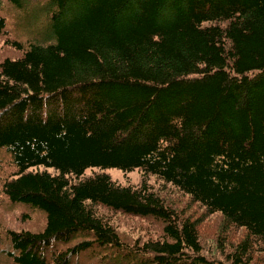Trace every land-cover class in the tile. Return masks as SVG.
Instances as JSON below:
<instances>
[{"label":"trees","instance_id":"obj_1","mask_svg":"<svg viewBox=\"0 0 264 264\" xmlns=\"http://www.w3.org/2000/svg\"><path fill=\"white\" fill-rule=\"evenodd\" d=\"M28 22L0 60V264H251L264 257V0H6ZM0 18V36H8ZM138 171V186L108 174ZM152 177L245 232L205 255ZM99 209L151 221L125 240ZM220 234L218 247L226 242Z\"/></svg>","mask_w":264,"mask_h":264},{"label":"rangeland","instance_id":"obj_2","mask_svg":"<svg viewBox=\"0 0 264 264\" xmlns=\"http://www.w3.org/2000/svg\"><path fill=\"white\" fill-rule=\"evenodd\" d=\"M20 14L10 6L6 0H0V18L6 20V30L8 36H0V60L6 57H17L18 55L9 48L5 47L4 41L7 38L16 39L21 42L27 41V34L20 32L27 28L28 22L20 20ZM108 174L113 180L122 185L138 186L142 181V175L138 171L128 174L122 173L120 170H108ZM4 177V169L0 166V180ZM148 184L156 192L161 194L165 202L171 205L175 212L181 218H190L192 221L198 222V233L205 255L214 256L218 260H223L226 255L232 251L234 246L242 241L245 232L235 229H224V224L219 216H207L205 211L196 204L180 194L172 187H164L163 184L150 177ZM101 215L112 222L117 231L125 240H133L140 238L145 241L148 238L156 239L161 233V228L151 223V221L129 218L119 214H112L105 210H98ZM44 218L36 212H32L23 207H12L8 204L0 192V224L8 229H40L43 226ZM226 233V242L218 247L220 234ZM251 264H264V257L259 254H253Z\"/></svg>","mask_w":264,"mask_h":264}]
</instances>
